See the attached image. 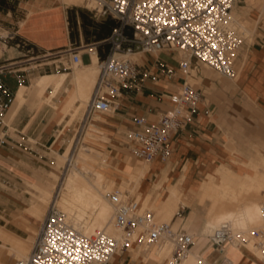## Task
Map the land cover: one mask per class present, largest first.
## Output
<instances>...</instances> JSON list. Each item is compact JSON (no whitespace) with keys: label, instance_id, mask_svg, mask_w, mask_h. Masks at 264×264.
I'll use <instances>...</instances> for the list:
<instances>
[{"label":"crops","instance_id":"obj_1","mask_svg":"<svg viewBox=\"0 0 264 264\" xmlns=\"http://www.w3.org/2000/svg\"><path fill=\"white\" fill-rule=\"evenodd\" d=\"M239 2H243L244 5H239ZM233 6L235 16L251 30V36L244 41L238 57V59L241 57L239 75L229 82L216 76L212 71L201 72L198 67L192 69L191 78L198 81L196 88L200 90L202 99L198 103V113L192 122L171 135L169 156L166 158L157 156L151 162L137 159L129 152L125 135L126 130L133 125L134 116H144L148 120H153L169 107L170 101L165 96L175 90L174 87L167 86L162 79L155 83L148 81L137 90L122 89L118 98V107L114 112H99L101 116H93L90 126L98 131L94 139L102 144L98 146L100 144L94 142L96 144L93 143L92 147L99 148V151L106 156V163L102 164L103 166L96 165V169L109 175L110 179L114 178L112 180L119 181L116 176L121 173L124 178L128 177L124 181L129 182L136 165L142 166L143 175L139 178V186L135 193L141 197V203L146 196V199L149 196L150 201L155 205L164 206L169 196H172L171 190L175 188L178 191L172 197L175 199L182 197V201H179L178 210L171 218V222L174 226L195 234L196 242L191 248L192 253L201 255L211 264H216L223 256L230 260V264H261L257 256L246 248L228 246L225 252L220 253L212 246L208 239L212 230L206 225V219L213 200L209 197L203 199L205 191L202 187L209 175H219L217 180L219 183L221 179L223 180L221 182L230 183L232 188H239L240 180L226 177L233 172H242L237 161L252 160L254 164H259L264 158V0H236ZM238 13L243 15L245 20ZM88 17V13L78 6L66 7L55 4L35 9L30 16L26 12L18 21L14 18H6L7 24L0 23L9 33L8 36H0V46H4L0 51V64L22 63L23 59L19 58L25 55L26 46L38 51L54 52L65 49L71 44H77V40H81L84 36L93 39L92 43L105 38L108 34L102 38H97L95 35L100 22L104 19ZM43 18L51 21L49 27L40 30L38 23ZM71 23L74 27L70 26ZM87 56L85 51L81 52L83 64H90L89 61H85ZM163 57L171 65L177 58ZM146 59V57L141 58V63L146 64ZM20 68L22 69L21 66ZM25 68L28 69L20 72L23 81L19 84L13 74L9 73L5 76L6 83L14 93V99L3 124L0 125V135H5V143L0 144V189L3 184H12L13 177L21 178L22 175L26 184L31 188V184L36 187L37 196L43 198L44 191L51 192L56 181H53L50 172L46 175L34 176L30 172L31 166L25 168L21 166L20 161L23 160L18 151L23 150V147L25 149L29 147L23 146L18 138H33L39 149L43 147L50 149L56 144L58 139L55 132L60 129H55V125H58L55 124V117L45 110L49 107L46 96L39 97L35 90L34 81L39 75L34 76V68L30 66ZM37 69L41 72L40 68ZM43 71L47 73L46 70ZM66 73H69V76L66 81L68 83L65 84L72 89L73 71ZM23 85L28 86L29 92L26 100L19 107L15 101ZM64 92L65 97L60 100L62 102L67 100L69 93L67 90ZM205 108L209 110V114L204 113ZM10 121L13 126L12 133L9 131ZM256 145L261 147L260 154L256 153ZM66 147L67 145L65 149ZM219 169L222 173L221 171L218 173ZM224 170H227L226 172L229 170V174ZM179 193L183 195L179 196ZM261 193L260 196L263 198L264 192ZM32 195L35 194L30 191V204L25 207L21 217L16 219L20 225L21 222L24 225L30 224L29 227L34 229L32 225L38 223L40 217L37 219L30 213L36 215L39 212L36 206L41 209H44V206ZM14 203L16 206L19 202ZM186 222H191V226ZM23 229L28 232L27 238L21 237L11 229L0 227V264H14L16 255L19 256L16 248L20 246V243L13 238L14 235L24 240L31 238L30 232ZM4 230L10 234L7 236ZM157 254L161 255L159 252ZM163 259L156 256L154 251L144 254L137 249L129 248L116 253L108 264H164Z\"/></svg>","mask_w":264,"mask_h":264},{"label":"built area","instance_id":"obj_2","mask_svg":"<svg viewBox=\"0 0 264 264\" xmlns=\"http://www.w3.org/2000/svg\"><path fill=\"white\" fill-rule=\"evenodd\" d=\"M92 8L100 19H113L116 25L103 39L90 43L98 58V74L89 101L75 132L72 154L80 148V137L96 111L112 113L118 107L122 89L137 90L146 82L161 79L174 92L165 96L169 107L157 118L148 120L134 116L132 126L126 130L129 152L137 159L151 162L155 157L170 154L171 135L189 125L198 113L202 94L190 84L188 77L192 65L205 66L228 79L237 77L236 62L244 44V34L236 26L228 25L229 12L236 0H94ZM81 44L47 52L41 57H57L55 68L81 63ZM89 55V52L86 51ZM175 58L171 65L162 56ZM140 53L139 59L128 55ZM33 58V57H31ZM44 63V62H43ZM43 63H39L43 65ZM18 64H0V125L10 108L14 93L5 81L13 74L17 83L23 81ZM205 114H209L207 108ZM5 135H0L4 144ZM114 205L112 223L121 234L113 237L105 230L82 233L51 202L39 226L28 257L17 258L14 264H108L118 252L134 248L146 253L169 248L164 264H182L196 242V236L169 222H158L154 213L142 209L136 195L114 187L105 193ZM247 233V234H246ZM212 246L220 253L228 246L243 248L249 242L264 264V220L248 232L236 234L228 221L222 222L208 235ZM195 264H211L196 254ZM216 264H230L223 256Z\"/></svg>","mask_w":264,"mask_h":264},{"label":"bare ground","instance_id":"obj_3","mask_svg":"<svg viewBox=\"0 0 264 264\" xmlns=\"http://www.w3.org/2000/svg\"><path fill=\"white\" fill-rule=\"evenodd\" d=\"M48 1L49 0H37L35 3L29 4L30 7L28 10V15L30 16L35 9L44 8L50 5V4H47ZM52 1L55 3H58V2L63 3L64 4L63 6L65 5L66 6H70V5L81 6L83 3L84 4L86 3V7L90 9L96 7V2L94 0H52ZM228 18H229L227 20L228 25L236 26L240 30L242 28L246 29L244 24L241 23V20L235 16L234 6L231 8ZM50 21L51 20H49L48 18L40 19V22L38 23V27L40 28V30L46 29L47 26L49 27ZM1 50H2V47L0 46V51ZM81 51L90 52L91 63L87 65L82 64V62L80 64H76V65H80V67H78L77 69L74 68V72L71 77L73 88L71 90L68 89L69 90L68 92H70V94L67 97V100L64 103H62L60 108L58 107V104H56L53 101V99H55L58 96V94L61 92V90L64 88V85L67 81L69 73L64 72V73H50V74L41 75L39 76L35 84V90L37 91L39 97L45 96L48 89L52 87V90L49 91L48 98H46L47 99L46 102L50 108L54 109L52 114H55L56 116L61 117V119L65 118L66 116L70 114H73L74 116L75 112H77L78 114V110H80L83 105L88 103L91 91L97 79L98 58H97V54H96L94 47L86 46ZM140 55H141L140 53L139 54L135 53V54H129L128 56H133L135 59L140 61L139 59ZM181 56H183L182 52H180L176 57L181 58ZM236 68H237V76H238L239 75L238 59L236 62ZM28 92H29L28 86L23 85L15 101V103L19 107L26 100V96ZM79 103H81V105ZM56 109H58V111H55ZM96 112H100V111H96ZM96 112H94V114ZM102 113H107V112H102ZM94 114L92 115V118L86 125L84 132L82 136L80 137L81 143L83 142V138L89 126V123H91L92 119L94 118L93 117ZM91 129L97 130L94 127H91ZM60 131L62 130L60 129ZM75 139H76V136H75ZM73 146H74V143L72 144V148H71V156H70V153L67 154V161H69V165L72 163L74 157H77L79 153L78 151H80L79 150L80 148H78L76 153L72 154ZM92 153H93V150H92ZM80 155L82 159L85 161L83 163V167L81 168H77V166L73 167V170L66 178V184H64V186L61 188V191H59V193H62V197L59 196L57 198L58 200H54L53 202L62 212L65 213L67 219L72 223V225L76 227L79 231H81L82 233L88 234L95 230H105V232L108 233L109 235L113 237H119L121 232L117 228L114 227L112 220H111L112 214L114 211V205L106 198L105 193L109 192L110 188L112 186H115V184L118 185V188L121 191L125 192L127 190L124 189L125 186L121 182L119 183V182H116L115 180L110 179L104 172L96 171V169H93V167H86L87 166L86 164H88L87 163L88 160L89 161L94 160V157L88 154L87 150H83ZM61 158H62L60 159L61 161L64 160L66 158V153L61 154ZM262 165H264V158H262L259 164H254L252 160L250 162H244L243 171L245 169L246 175H245V178L242 180L241 184L239 185V188H232L230 183L228 184L226 182H221L223 181L221 179L219 183L217 181L219 175H209L207 177V181L204 183L202 189H204L205 191V193L203 192V195L205 194L203 199L209 197L213 200V205L211 207V210H209V213H208L209 215L206 219V225L211 230L217 228L224 221H228L230 223L232 230L235 234L240 231L248 232L252 228L253 225H254L253 227H255V225L260 226V224L264 220V197L262 198L260 196V194H262L261 192H264V172L262 173L261 171H259V168H261ZM220 171L221 169H219L218 173ZM226 171L227 170H224V172ZM93 172H95L94 175H91V173ZM226 173L229 174V170ZM142 175H143L142 166L136 165L134 172L130 175V181L128 182V186H130L131 188L135 187L137 189L139 186V178ZM171 191H172L171 192L172 196L177 194L178 192L175 188H173V190ZM46 195H48V191H46ZM180 195H183V194L179 193V196ZM172 196H169L170 198H168V201L165 203L164 206L155 205L152 201H150L151 198L149 196L147 199H146L147 197L146 196L144 202L142 203L140 201L141 200L140 196H138V200L142 204V209H147L146 205L149 203L151 205H154L155 210L154 209L151 210L153 206H150L151 207L150 210L154 213V217L158 222H169L171 218L173 217V215L175 214V212L178 210L179 201H182V197L175 199V197H172ZM44 199L45 198H41L42 203ZM185 202L187 204V201ZM36 208L39 210V212H37L36 215L31 214V213L30 215L38 219L43 209H41V207H39L38 205L36 206ZM27 225H24L21 222V226L30 232L31 236L29 235V237L31 238L27 240L26 239L24 240L22 238L19 239L20 237L16 238L15 235L13 234L14 235L13 238H15L20 243V246L18 245L19 247L17 246L18 248H16L20 254L27 253L25 252L26 250L25 246L27 245V243L30 242V240L33 238V236L37 232L35 228L32 229L29 227L30 224L28 226ZM5 233L7 236L8 234H10V232L7 233L6 231ZM246 246L249 251L253 252L258 257V252L255 250L251 242H249ZM152 251H154L156 256L165 258L166 256H168L170 249L167 247L159 251H156L155 249H151L144 254H147V253L150 254V252ZM157 252H159V254L161 255L159 256ZM27 257L28 256L26 255L22 259H25ZM195 260H196V254L190 252L187 255V257L183 260L182 264H195Z\"/></svg>","mask_w":264,"mask_h":264},{"label":"rangeland","instance_id":"obj_4","mask_svg":"<svg viewBox=\"0 0 264 264\" xmlns=\"http://www.w3.org/2000/svg\"><path fill=\"white\" fill-rule=\"evenodd\" d=\"M36 1L37 0H0V23L7 24L8 21H6V18H8V19L14 18L15 21L20 20L21 17H23V15L26 12L28 13V10L30 7L29 4L35 3ZM47 4H50V5L62 4V5H64L63 3H60V2L55 3L52 0H49L47 2ZM83 4L81 6H78V7H80L82 10H84L85 12L88 13V15H89L88 18L100 19V17H98V15H95V17H94V13H95L94 10L86 7V3L84 5ZM238 4L244 5L243 2H239ZM70 6H74V5H70ZM66 7H68V6H66ZM239 15H241V14H239ZM241 17L243 18V15H241ZM241 23H243V21H241ZM70 26L74 27L72 23ZM2 27L0 24V36H2V37L8 36L9 33L7 32V30H5ZM241 30L244 34L245 40H248L250 38L249 36H251L250 28L247 26V30L245 28H242ZM87 37H89V36H87ZM92 41H93V39L86 38L84 36L81 40H77V44H81L83 46H89L90 43H92ZM1 47H4V46H1ZM27 47H29L28 48L29 51H27ZM30 47L31 46L25 47V55L23 57L19 58V59H23V60H22V63L18 64V66L19 67L21 66L22 69H28L25 67H29V66H30V68H34L33 69V72L35 73L34 76H36V75L41 76L43 74H50V72H52V73H63V72H67V71L68 72H71V71L74 72V68L77 69L78 67H80V65L67 63L66 59L63 58L59 61H62L64 65H61V68L55 70V64H57L58 61H55L54 59H56L57 57L56 58L55 57H49L46 59L44 57H41L42 56L41 54L44 53V51H38L37 49H35V48L31 49ZM86 54L88 55L87 52H86ZM162 56H165V54L162 53ZM31 57H33V58H31ZM129 57L132 60H137L133 56H129ZM85 61H89L91 63L90 52H89V55L85 58ZM39 63H43V65H41ZM172 63H173V65H175V61H173ZM26 65H28V66H26ZM39 65H41V66L37 67ZM197 67L201 69V72L205 71V70H209V71H212L213 73H215L216 76H218L224 80H227L229 82L232 81L231 79L223 77L219 73H217V72H215V71H213V70H211L205 66H197ZM240 67H241V57L238 59V68L240 69ZM37 68H40L41 72H39V69H37ZM195 68L196 67L194 65L191 67L190 76L188 77V81L193 86L198 87V81L197 80L195 81L191 78V76L193 77V75H191V73H192L191 71H192V69H195ZM43 70H46L47 73H45ZM39 76H38V78H39ZM38 78H37V80H38ZM37 80H35V81L32 80V81H34L36 84ZM66 83H68V82H66ZM67 86H68V84H65L64 85L65 89L63 88L61 90V92L58 94V96L55 98V100L53 99V101L56 104H58L59 108L61 107L62 103L65 102V101H63V102L60 101V100L64 99V97H65L64 91L65 90L69 91L68 89L71 90V88L69 86L68 87ZM51 90H52V87L49 88V90L45 94L46 98H48L49 91H51ZM69 94H70V92L68 93V96H69ZM235 99H239V98H235ZM46 101H47V99H46ZM79 104L81 105V103H79ZM86 106H87V103L82 106V108H81L82 110L81 109L78 110V114H77V112H75L77 115L75 113H74V116H73V114H70L63 119H61V117H58L55 114H53L55 117V124L58 123V125H55V129H61L62 131L56 130L55 133L57 135L58 140H57L56 144L54 146H52L50 149H47L45 147H43L42 149L41 148L39 149L38 147H36L37 144H35V139H33V138H30V137L29 138L25 137L24 139L18 138L19 141L23 144V146H28L29 148H31V149H29V148L25 149V147H23V150L18 151L20 156H22L21 159L23 160V161H20L21 166H23L24 168H25V166H31V167H29L30 172L33 173L34 176H37V174H45L46 175L47 173L50 172V176H52L53 181H56L55 185L52 186L51 192H48V195H46V191H44V193H45V196L43 197V198H45L43 200L44 209L40 215V218H39L40 221L38 223H36V224L34 223V225H32L37 232L39 229L38 226L42 222V219L44 217V214H45L49 204L51 202H53L54 200H58L57 198L59 196L62 197V193H59V191H61V188L64 186V184H66V178L71 173V171L73 170V167H75V166H77V168L83 167V163L85 161L82 159V157L80 155L81 152L83 150H87L88 154H90L94 157L93 161L92 160L87 161L88 164H86L87 165L86 167H93V169H96V167H95L96 165L98 167V166H103L102 164L106 163V161L104 160L105 155L102 154L101 151H99L100 149L95 147L96 149H98L97 151H99V152H97L96 149L92 147L94 142H98L97 144H100L98 146H101L102 143L99 141H96L94 139L95 134L98 133V131L92 130L90 123H89V126L85 132L83 142L79 144V146H81V147L79 149L80 151H78L79 153L77 152L78 153L77 157H74V159L70 165H69V161H67V154L70 153V156H71L72 144L75 141L74 135H75L77 127L80 124V120L83 116V113L85 111ZM45 110L48 112V114H51L54 109L50 108V107H46ZM55 111H58V109H56ZM79 111H80V113H79ZM98 116H101V114L99 112H96L94 114V117H98ZM9 131H10V133H12V131H13V126L11 124V121L9 122ZM94 144H96V143H94ZM66 145H67V147L65 149ZM250 147H251V145H250ZM94 149L96 152L94 151ZM260 149H261V147L256 145V153L260 154ZM92 150H93V153H92ZM64 153H66V158L61 161L60 160V159H62L61 154H64ZM40 154H41V157H39ZM239 161L240 162H237V165L240 167L242 172L230 173V175H226L227 179L228 178L229 179H237V180H241V182H242V180L245 178V175H246L245 169L243 171V168H244L243 163L245 161H243V162H242V160H239ZM145 166L147 167V165H145ZM96 171H98V170L96 169ZM259 171H261L262 173L264 172V165H262L261 168H259ZM51 172H52V174H51ZM94 173L95 172L91 173V175H94ZM118 174L119 175L116 176V178H119V181H117L115 179L116 182H119V183L121 182L125 186L124 189H126L130 195L135 194L137 192V189L135 187L131 188L130 186H128V182L124 181L128 177L124 178L123 176H121V173H118ZM107 176H109V175H107ZM13 178H14V180L12 181V184H10V185L9 184H3L2 188L0 189V196H1L0 197V227H4L6 229H11V230L15 231L16 233H18L21 237L27 238L28 232L22 228V226L19 224V222L16 218L19 219V217H21V215L24 213L25 207L30 204V201H29L30 191L33 194H35L32 196L37 201L41 202V198L37 196L38 190L36 187H34L31 184L32 188L34 189L33 190L28 184H26V182L24 180V178H25L24 176L21 175V178L20 177H18V178L13 177ZM112 179H114V178H112ZM36 181L37 180H35V182ZM114 187H118V185L115 184V186H112L110 188V191ZM137 199H138V196H137ZM14 202H19V203L15 206ZM148 205H149V207H148ZM150 206H153V207L151 208ZM146 207L149 210H150V208H151V210L154 209V205H151L150 203L147 204ZM28 211H29V207H28ZM191 222H186V224L191 226ZM257 226H259V225H257ZM257 226L255 225V227H257ZM37 232L33 236V238L30 240V242L27 243V245L25 244L26 245L25 246V248H26L25 252H27V253L26 254H20L19 253V256L16 255V259L17 258H24L26 255L28 256V254L31 250V247L33 245L34 239L37 235ZM19 239H21V238H19ZM10 247H11V245H10ZM243 248L247 249V246H244Z\"/></svg>","mask_w":264,"mask_h":264},{"label":"trees","instance_id":"obj_5","mask_svg":"<svg viewBox=\"0 0 264 264\" xmlns=\"http://www.w3.org/2000/svg\"><path fill=\"white\" fill-rule=\"evenodd\" d=\"M116 25V21L110 18L104 19L100 22V26L95 32V35L97 38L105 37V35L109 34L111 31V28Z\"/></svg>","mask_w":264,"mask_h":264}]
</instances>
